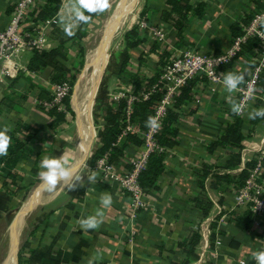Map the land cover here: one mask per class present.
Wrapping results in <instances>:
<instances>
[{
	"label": "crops",
	"instance_id": "1",
	"mask_svg": "<svg viewBox=\"0 0 264 264\" xmlns=\"http://www.w3.org/2000/svg\"><path fill=\"white\" fill-rule=\"evenodd\" d=\"M16 1L0 0L1 30H5L11 23ZM200 2L206 3L205 16L198 18L191 15L184 40L180 43H177L174 37L175 29L167 28L159 16L154 18V25L149 22L150 29L144 34L148 40L136 48L129 49L131 61L134 54L136 62H133L140 66L136 72L145 73L143 71L149 69L152 75L156 71V64L153 62L159 60V52L166 48L175 49L178 53L189 49L206 53L222 52L233 41V21L250 10L258 12L259 4L264 3V0H191L194 5ZM45 3L41 2L36 10ZM77 9L76 0H62L60 18L68 19ZM58 19L55 16L42 23L47 24ZM151 28L162 29L167 33L165 42L160 43V48L154 52H151V48L157 40L153 34L150 35ZM49 36L50 43L47 42L44 46L46 49L57 45L51 32ZM142 53H148L153 62L141 65L139 57ZM254 54L236 59L228 72L246 73V79L252 72L260 52L257 56ZM31 56L32 49L20 48L8 63L0 60V128L16 131L15 134L23 141L26 140L24 131H17L20 124H29L31 128L39 130L26 141L30 149L21 155L15 167L7 163L0 165V264H15V258L18 264L19 253L16 251L15 257L14 247L21 241L25 226L28 230L23 242L26 241L27 245L23 251L22 264H90V261L91 264H181L187 254L179 243L193 231L200 232L201 240L196 248L197 257L190 264H256L252 254L264 250V225L255 223V218L249 215L248 208L235 202L237 185L232 183L226 192L212 189L209 186L210 175L206 179L205 189L199 187V175L205 164L224 166L229 159L231 149L228 147H220L210 153L207 145L222 136L228 125L235 121V117L230 113L232 110L229 102L230 99L235 102V92L228 93L221 81L214 85V90L209 86L203 87V94H198L200 100L193 101L198 105V110L189 112L183 107L184 112L179 120L180 143L166 151L165 170L159 177L158 188L145 189L147 208L140 210L137 216L132 218L128 208L130 196L119 182L104 179L97 164L89 165L92 152L89 153L88 150L80 156L79 146L77 150L70 146L68 116L67 121L51 126L53 118L34 103L36 94L29 81L20 78L17 81L19 83L13 86L17 83H14V80L22 75L51 89L48 72L36 73L28 69ZM9 63L12 66L9 67L8 73ZM144 65L146 69L142 70ZM98 69L84 81V88H77L80 80L74 88L73 104L78 116H84L79 122L81 134L88 144L90 136L85 123L89 100L88 86L91 85ZM16 90L18 93H15ZM20 93L27 95V98H21ZM92 95L91 92V101ZM258 100L254 109L264 108V92ZM246 117L248 118L247 114L241 117L247 125L243 129L245 138L242 144L245 146L243 145V152L241 150V165L234 170L215 168L213 173L238 175L247 162L263 157L264 118L257 124H251L250 119L247 120ZM144 148L130 143L121 160L114 163L116 169L119 172L126 170V164L140 155ZM63 154L68 156L70 163L78 166L75 175H83L84 184L80 186L77 182V187L68 189L61 182L55 191L48 192L40 187L39 176L33 173L32 169L40 171V161L44 157L59 158ZM93 171L102 184L98 183L97 179L94 183L87 181V176ZM9 172L23 175L21 182L25 186L24 190L14 192V187L4 184L6 181L11 182V179L7 178ZM33 189L35 190L31 198L36 193L37 196L33 205L27 208L31 199H28L27 195ZM101 194H111L113 197L112 206L103 209L104 223L98 230H81L78 221L95 215L101 208ZM204 195L210 198L213 206L209 214L202 216L195 198ZM21 215L23 220L19 218ZM7 216H13L12 224H20L18 229L14 230L15 235L14 225L7 223ZM5 230H9L6 242L3 240ZM218 239L222 242L219 247L216 245Z\"/></svg>",
	"mask_w": 264,
	"mask_h": 264
},
{
	"label": "trees",
	"instance_id": "2",
	"mask_svg": "<svg viewBox=\"0 0 264 264\" xmlns=\"http://www.w3.org/2000/svg\"><path fill=\"white\" fill-rule=\"evenodd\" d=\"M62 6V0H47L45 4L40 5L37 10L32 12L33 20L35 22L47 21L53 17L60 19L59 11ZM148 22L155 24L157 16L165 23L167 28L175 29L174 37L177 39V43L182 42L185 37V32L190 23L191 15L198 18H203L206 13V3L200 2L196 5L191 3V0H149L147 5ZM264 10V3L259 4L258 12L250 10L244 15L240 16L237 20L233 21L231 25V34L233 40L237 37L246 34V28L251 24L253 19L259 12ZM87 15V13H85ZM102 13L92 15L90 22ZM144 15V11L141 12L140 17ZM89 22V23H90ZM81 23L78 25L75 35L68 37L65 35L63 28L58 26L52 31V37L57 41V45L50 48H34L32 50V56L28 62V69L31 72L42 73L48 72L49 80L51 83H60L68 81L70 83V92L64 99L66 111L59 110L58 108H44L39 105L53 120L50 125L55 126L60 122L67 121V113L74 115V111L71 106V96L74 91V87L77 83L78 72L72 73V69L68 64V57L70 52L69 41L74 40L83 32V29L89 24ZM158 25V24H156ZM159 26V25H158ZM264 30V23L262 24ZM148 39L139 33V28L134 27L127 31L125 34L126 48L115 57V63L109 70L110 74H104L103 69L98 77L97 85L95 86L93 98L90 103L91 116L100 120V129L97 134V144L92 151L89 158V165L95 166L96 163L106 158L107 163L113 164L121 160L125 154V150L129 144L132 143L136 146H144L146 143V133L149 128L146 127L145 122L149 116L155 117L157 108L161 101L164 99L165 90L164 84L161 82V77L164 73L163 68L166 62L164 59L172 58L173 55L170 49L159 52V60L153 62L152 58L147 54H141L139 57V63L145 64L151 61L156 64V71L151 75H146L141 72H130L128 70L131 64V54L129 49L136 48L140 44H143ZM261 43V40L257 36H250L247 42L242 46V51L231 58L228 62L223 63L218 68V73L224 76L229 69L233 66L236 59L243 55L254 54V49ZM160 48L159 42L155 41L152 45L151 52L156 51ZM83 55L81 66L85 64V53L83 49H80ZM221 54L222 52H215ZM256 54V53H255ZM254 54V55H255ZM117 77L122 83L130 82L134 89L132 92H124L123 96L114 99L111 97L109 88L110 77ZM20 78H26L30 83V87L35 90L36 97L42 100H51V89H47L41 86L34 80H30L27 77L19 75L14 83L20 80ZM19 79V80H18ZM16 81V82H15ZM208 78L204 74H197L186 79L185 83L180 87L178 94L174 95L173 103L166 108V113L161 120V127L156 133H154L155 141L162 147L171 148L180 143L179 134L181 128L179 126L180 116L183 114V107L194 112L198 110L197 104H194V92L197 91L199 85L207 83ZM17 82L14 85H17ZM259 89L264 92V71L260 74ZM148 93V98H144L140 95V92ZM15 93H18L16 90ZM21 98L26 99L27 95L19 94ZM135 97L129 102L130 98ZM259 101V100H258ZM12 102V101H10ZM258 103V102H257ZM1 104V103H0ZM131 107L130 113L128 107ZM235 117V121L228 125L226 132L218 139L211 141L207 145V150L210 153H214L220 147L231 149L229 151V159L224 166H214L212 164H205L200 172L199 187L205 189L206 179L210 176L209 186L212 189L228 191L230 185L235 183L237 187L242 186L249 176V170L256 166L257 160H251L246 163V167L238 174L231 175L229 173L216 174L213 173L214 169H226L234 170L239 168L241 165V150L243 149L245 120L237 114L230 112ZM261 118L255 120H249L251 124H257ZM129 126H133L135 130L129 129ZM2 129V128H0ZM17 131H24L26 140L23 141L17 136L16 131H10L9 135L12 138L11 146L7 156L0 157V165L7 163L11 167H15L23 153H26L30 148L27 146L26 141L31 139L37 131V129L31 128L29 124H20ZM166 151H155L149 155L148 164L139 174V182L144 189L147 188H158L159 177L165 170V159ZM264 165V157L262 158ZM133 165L129 162L126 164L127 169H131ZM33 173L38 174L39 171L35 168L32 169ZM7 178L11 179V182H4L5 185L14 187V192L24 190L25 186L22 184L24 179L23 175L17 172H9ZM98 180V179H97ZM98 183H101L98 180ZM106 186L105 184H103ZM12 191V189L10 190ZM12 191V192H13ZM128 193V192H127ZM82 198V197H81ZM198 208H200L202 216L210 213L213 206V202L206 195L198 196L195 198ZM73 207L74 205L71 204ZM249 215L252 216L249 210ZM239 219H241L239 217ZM249 219V218H248ZM214 235L211 236L213 238ZM201 240V234L199 231H193L185 240L179 243L180 247L184 249L187 254V258L181 264H190L191 261L197 257L196 248ZM27 242L19 251V262L23 258V251L26 247Z\"/></svg>",
	"mask_w": 264,
	"mask_h": 264
},
{
	"label": "built area",
	"instance_id": "3",
	"mask_svg": "<svg viewBox=\"0 0 264 264\" xmlns=\"http://www.w3.org/2000/svg\"><path fill=\"white\" fill-rule=\"evenodd\" d=\"M47 0H17L14 5L12 20L5 30L0 29V60L4 62L11 61V58L20 48L34 49L44 48L42 37L33 33L31 34L29 27L34 24L31 15L41 2ZM54 22H56L54 20ZM264 10L256 15L251 24L246 28V34L235 38L231 44L225 47L221 54L214 52L206 53L196 50H185L177 55L174 60H169L163 68L161 82L164 84L165 96L157 108L155 117L158 118L160 125L161 120L166 113V108L173 103L174 95L178 94L180 87L185 83L186 79L197 74H204L208 78L209 87L215 89V84L223 81V76L218 73V68L231 58L238 55L242 51V46L247 42L250 36H257L261 43L256 47L257 61L252 72L241 84L235 92V102L242 106V112L239 117L248 114L255 108L257 100L261 98L262 91L258 87L260 74L264 71ZM154 37L162 42L167 39L166 31L157 28H151ZM166 36V38H165ZM172 56V58L175 57ZM11 63L7 65L8 73L10 72ZM10 67V68H9ZM178 75V78L176 77ZM171 80L173 82H171ZM172 83V85H170ZM202 83L194 92V99L200 100L198 94H203ZM212 85V86H211ZM51 100H42L35 97L34 103L44 108H58L66 111L64 99L70 92V83L68 81L51 84ZM144 98H148V93L140 92ZM123 96V94L121 95ZM119 96V97H121ZM117 97V98H119ZM135 98H130L129 102ZM131 107H128L130 113ZM129 129L135 130L132 126ZM158 130H150L145 134L146 143L144 151L140 155L132 158L130 163L133 165L131 169L119 172L115 164L107 163L106 158L100 159L96 164L97 168L102 171L104 179L117 181L125 192H128L130 200L128 203L130 217H136L138 212L147 208L145 200V189L139 182L140 172L146 168L149 155L155 151H167V147L160 146L154 139V133ZM262 158L257 160L256 166L249 170V176L242 186L236 187L234 197L238 205L247 207L255 218V223L264 225V165ZM221 240L216 241L217 247L221 246Z\"/></svg>",
	"mask_w": 264,
	"mask_h": 264
},
{
	"label": "rangeland",
	"instance_id": "4",
	"mask_svg": "<svg viewBox=\"0 0 264 264\" xmlns=\"http://www.w3.org/2000/svg\"><path fill=\"white\" fill-rule=\"evenodd\" d=\"M130 1H132V0H110V4H111L110 8L107 11L103 12L102 14H100L99 16H97L96 18H94L83 29V32L79 35V38L77 37L76 39L69 41L68 44L70 46V52H69V57H68L69 58V63L68 64L70 65V67L72 69V73L78 72L77 83L80 80V78L82 77L83 71L87 67L89 68V66H88V55L91 53V51L93 49L96 48V46H97V44L99 42V39L101 37L102 29H103L106 21L108 20L110 15H116V13L120 9H122ZM138 1L139 2H138L137 6H136V9L134 11L135 15L137 16L136 22L133 25L126 27L122 32H119L115 36V38L113 39L112 44H110L107 47V50H106V53H105V57H104V61H103V63L100 64V68H101V70L103 69L104 74H105V72H106V74H110L109 70L112 68L113 64L115 63V60H116L115 57L118 56V54H120V52L126 48L125 34H126L127 31L131 30L134 27H138L139 28V33L144 36L145 31L147 32V30L150 29L149 28V22H148V14H149V12L147 10V5H148V1L149 0H138ZM71 3L69 4V7L71 6ZM143 11H144V15L142 17H140L141 12H143ZM71 17H73V13L68 17V19L67 18L66 19L65 18L61 19L60 18V19H58V21L55 20L56 22H49L47 24L42 23V22H35L34 21V24L31 27H29V29L31 31L30 33L31 34L35 33V34L41 36L42 37L41 42H42L43 45H45L47 42L50 43V41H49L50 40L49 33L50 32L52 33V31L57 26L59 28H64L65 24L70 22ZM150 35H152V33H150ZM166 36H167V34H166ZM166 36H165V38H166ZM157 41L159 42V40H157ZM160 43H162V41H160L159 44ZM80 49H83L84 53H85L84 60H85L86 68H85V64H84V66H81V61L83 59V55L81 56L82 52L80 51ZM170 52L172 53L171 55L179 54L178 52L175 51V49H171ZM27 55H29V53ZM175 58H177V55H175L174 58H170V59H169V56H167V59H164L163 62L168 63L169 60H174ZM133 61L136 62V58H135L134 54H133V59L131 61V64H130V66L128 68V70L130 72H136L138 69H140V66H138L137 63H135ZM89 69H90L89 71L91 73L93 71V68H89ZM145 69L146 68H145V65H144V68L142 70H145ZM101 70H100V72H101ZM143 72H145L144 74H146V75H150L151 70L146 69V71H143ZM96 75H97V72H96V74L93 77L91 85L88 86V89H89V91H88L89 100H88V103H87L88 105H87L86 115H85V123H86V127H87V130H88V136H90V144H89V149H88L89 153L92 152V149L96 146V144L98 142L97 134H98V131L100 129V120L94 118L93 116H91V111H90L91 92L93 90V85H94V81H95ZM176 77L178 78V75H176ZM171 82H173V81L171 80ZM109 83H110L109 91H110L111 97L114 98V99H117V97H119L122 94H124L123 91L124 92H126V91L132 92L133 89H134V86L130 82L122 83L121 80H119L117 77H114V76L110 77ZM170 85H172V83ZM202 86L206 88L207 86H209V84L205 83ZM74 91H75V89H74ZM74 91H73V94L71 96V106H72V110L74 111V115L71 114V113H67V116H68V119H69V121H68L69 127L67 128V132L69 133V136H70V137H68L69 142H70V146L77 150V148L79 146V143L81 141V129H80L81 125H80V122H79L78 114H77V112H76V110L74 108V104H73V96H74V93H75ZM92 98H93V95H92ZM245 119L248 120L247 117ZM243 145L245 146V144H243ZM262 149H264V148H262ZM242 152H243V150H242ZM262 153H263L262 156L264 157V151ZM78 154H79V152H78ZM34 190L35 189L31 190L28 193V195H27L28 199L31 198V196L34 193ZM35 196H37V193H36V195H34V197ZM34 197H32V198H34ZM19 218H17V220ZM27 230H28V227L25 226L24 230H23V234L21 236V241L19 242L18 245H16L17 248H18L17 249L18 253H19V251H20V249L22 247V244L24 243L23 242L24 239L26 238ZM14 233L15 232H14V229H13V234ZM8 236H9V230H5V233H4V236H3L4 242H6L8 240V238H9ZM5 248L7 249V245H6ZM6 249L4 251H6ZM16 261L17 260L15 258V264L17 263Z\"/></svg>",
	"mask_w": 264,
	"mask_h": 264
},
{
	"label": "clouds",
	"instance_id": "5",
	"mask_svg": "<svg viewBox=\"0 0 264 264\" xmlns=\"http://www.w3.org/2000/svg\"><path fill=\"white\" fill-rule=\"evenodd\" d=\"M78 9L74 10V15L71 17L69 23L65 24L63 30L66 36L72 37L75 35L73 31L74 27L79 24H87L90 22L92 15L97 13H103L107 11L111 4L110 0H76ZM87 13V15L85 14ZM246 73H233L228 72L223 78V86L228 93H234L238 90L239 86L245 82ZM231 104V110L233 113L240 115L242 112V106L229 100ZM248 118L255 120L257 118H264V108L254 109L248 113ZM146 127L150 130H158L161 125L157 117L149 116L145 122ZM10 129H0V157L7 156L9 148L11 146L12 138L9 135ZM40 171L38 173L41 181L40 187L53 192L57 189L58 185L63 182L64 186L68 189H73L79 185L84 184L83 175L76 176L75 173L78 170V166L74 163H70L68 156L62 155L59 158L44 157L40 161ZM97 179L95 171L91 175L87 176L89 183H94ZM101 208L98 209L95 215H89L86 218H81L78 221L79 228L84 231L98 230L104 223V211L103 209L110 208L113 204V197L111 194H101L99 197ZM252 258L256 264H264V250L254 252ZM91 264V261H90Z\"/></svg>",
	"mask_w": 264,
	"mask_h": 264
},
{
	"label": "bare ground",
	"instance_id": "6",
	"mask_svg": "<svg viewBox=\"0 0 264 264\" xmlns=\"http://www.w3.org/2000/svg\"><path fill=\"white\" fill-rule=\"evenodd\" d=\"M138 2H139L138 0H132V1L128 2L122 9H120L116 13V15H110V17L108 18V20L106 21V23L102 29L101 37L99 39V42H98L96 48L93 49L91 51V53L88 55V66H89V68H93V71H95L99 67V69L97 71L96 78H95V83L93 86L92 94H93L94 87L96 85V82H97L99 74H100V70H101L100 64L103 63L109 41L112 40L119 32H122L126 27L131 26L136 22L137 16L135 15L134 11L136 9ZM89 68L87 67L83 71L82 77L80 78V81L78 83V87H77L78 89H79V87H81L83 85V83L87 79V77L90 74L94 73L93 71L90 73ZM79 100L82 102L81 98ZM83 104H85V103H83ZM78 117L80 120H82L84 116L80 115ZM88 148H89V144L86 142V140L83 138V136L81 134V141L79 143L80 156H83L84 153L88 150ZM35 197L30 199L29 203L26 206L27 208L28 207L30 208L33 205L32 203H34ZM22 218H23V215L20 216V220H23ZM13 227L15 228L14 230H16V229H18L19 224L17 225V223H16ZM14 253H15V257H16V246L14 247Z\"/></svg>",
	"mask_w": 264,
	"mask_h": 264
},
{
	"label": "water",
	"instance_id": "7",
	"mask_svg": "<svg viewBox=\"0 0 264 264\" xmlns=\"http://www.w3.org/2000/svg\"><path fill=\"white\" fill-rule=\"evenodd\" d=\"M112 42H113V40H112ZM112 42H111V44H112ZM85 68H86V64H85ZM20 217V216H19ZM7 223L9 224V225H11L12 223H13V216H7ZM14 224H12V226H13ZM15 238H17V237H15ZM16 240V239H15ZM17 241V240H16ZM18 248H17V246H16V250H17ZM17 253H18V250H17Z\"/></svg>",
	"mask_w": 264,
	"mask_h": 264
}]
</instances>
